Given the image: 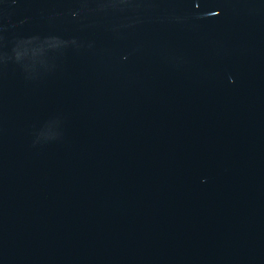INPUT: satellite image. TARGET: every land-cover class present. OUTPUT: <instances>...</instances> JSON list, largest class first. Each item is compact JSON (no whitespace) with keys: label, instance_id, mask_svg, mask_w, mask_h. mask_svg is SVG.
Returning a JSON list of instances; mask_svg holds the SVG:
<instances>
[{"label":"water","instance_id":"1","mask_svg":"<svg viewBox=\"0 0 264 264\" xmlns=\"http://www.w3.org/2000/svg\"><path fill=\"white\" fill-rule=\"evenodd\" d=\"M0 264H264V0H0Z\"/></svg>","mask_w":264,"mask_h":264}]
</instances>
